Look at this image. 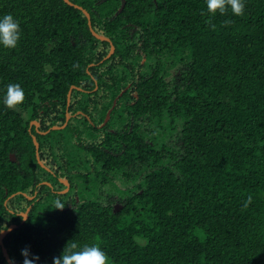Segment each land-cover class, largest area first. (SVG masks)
<instances>
[{"label": "trees", "instance_id": "1", "mask_svg": "<svg viewBox=\"0 0 264 264\" xmlns=\"http://www.w3.org/2000/svg\"><path fill=\"white\" fill-rule=\"evenodd\" d=\"M71 1L111 40L65 0H0L21 30L0 47L14 264L24 248L53 264L69 242L110 264H264V0L239 16L206 0ZM10 83L25 92L15 109Z\"/></svg>", "mask_w": 264, "mask_h": 264}, {"label": "clouds", "instance_id": "2", "mask_svg": "<svg viewBox=\"0 0 264 264\" xmlns=\"http://www.w3.org/2000/svg\"><path fill=\"white\" fill-rule=\"evenodd\" d=\"M206 5L211 16L217 13L223 15L229 8L232 14L239 16L243 14L245 8L244 0H206ZM20 38V24L14 15L10 13L0 15V47L15 49ZM24 99L23 87L18 83H10L3 94L2 104L8 109H15ZM249 199L250 195L245 196L242 202L247 204ZM21 254L24 257L23 264H35V260L29 258L31 253L28 248L22 249ZM53 264H110V260L98 244L78 247L75 242H69L60 256L53 257Z\"/></svg>", "mask_w": 264, "mask_h": 264}, {"label": "water", "instance_id": "3", "mask_svg": "<svg viewBox=\"0 0 264 264\" xmlns=\"http://www.w3.org/2000/svg\"><path fill=\"white\" fill-rule=\"evenodd\" d=\"M67 3H69V4H71V5H74L75 7H77V8H80V9H82L85 13H86V15L88 16V18H89V25H90V27H91V30H92V32H93V34L95 35V36H97L98 38H100V39H103V40H111L109 37H107V36H105V35H101V34H99L97 31H95L94 29H93V27H92V24H91V20H90V14H89V12L86 10V9H84L82 6H80L79 4H76V3H74V2H72L71 0H65ZM124 6V3H123V5H122V7ZM114 50H115V46L113 45V43H112V46H111V51H110V53L107 55L108 57L114 52ZM74 87V86H73ZM69 97H70V92H69ZM110 113H111V109L108 111V113H107V115H106V118H105V122L110 118ZM71 117V115L68 113L67 114V120L69 119ZM67 122V121H66ZM34 123L36 124V125H39V122L38 121H34ZM66 125V123L65 124H63L62 126H54L53 128H61V127H64ZM34 140H35V143H36V148H37V156H38V159H39V161H40V163L42 164V165H44L43 164V162H42V160L40 159V156H39V153H38V149H39V142L37 141V139L34 137ZM13 158H15L13 155H12V159ZM62 181L67 185V188L65 189V191H67L68 189H69V185H70V183H69V181L68 180H63L62 179ZM23 216H24V218H26L27 217V212H24L23 213ZM15 227H17V225L16 224H12V225H10L7 229H3V230H1V232H0V244H1V246H2V251H3V254H4V256H5V258L7 259V261L9 262V264H13V261H12V259H11V256H10V254H9V252H8V249H7V247L4 245V238L6 237V235L9 233V232H11Z\"/></svg>", "mask_w": 264, "mask_h": 264}, {"label": "flooded vegetation", "instance_id": "4", "mask_svg": "<svg viewBox=\"0 0 264 264\" xmlns=\"http://www.w3.org/2000/svg\"><path fill=\"white\" fill-rule=\"evenodd\" d=\"M64 180V179H63Z\"/></svg>", "mask_w": 264, "mask_h": 264}]
</instances>
